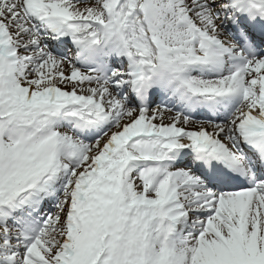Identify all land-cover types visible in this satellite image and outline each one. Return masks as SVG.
<instances>
[{
    "label": "snow or ice",
    "instance_id": "snow-or-ice-1",
    "mask_svg": "<svg viewBox=\"0 0 264 264\" xmlns=\"http://www.w3.org/2000/svg\"><path fill=\"white\" fill-rule=\"evenodd\" d=\"M0 264H264V0H0Z\"/></svg>",
    "mask_w": 264,
    "mask_h": 264
}]
</instances>
